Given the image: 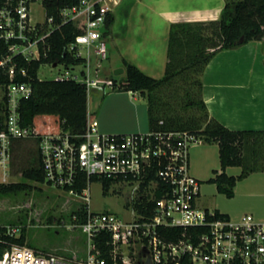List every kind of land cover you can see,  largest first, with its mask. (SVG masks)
I'll list each match as a JSON object with an SVG mask.
<instances>
[{"label":"built area","instance_id":"1","mask_svg":"<svg viewBox=\"0 0 264 264\" xmlns=\"http://www.w3.org/2000/svg\"><path fill=\"white\" fill-rule=\"evenodd\" d=\"M113 10L112 0H75L60 8L57 22L45 0H5L0 6V184L16 182L12 180L14 139L32 134L31 127L22 124L21 103L32 95L33 87L21 79L28 75L21 60L47 56L52 33L73 22L79 33L67 49L85 60L88 72L83 80L77 75L58 79L84 82L88 101L93 87L114 90L113 79L101 80L98 73L93 77L89 68L92 48L101 58L108 57L104 36ZM38 11L43 12L42 19L37 18ZM200 142L203 137L187 130L103 132L90 108L84 132L60 129L43 134L39 152L44 184L80 198L77 209L82 203L88 206L85 219L75 213L70 225L88 235V252L82 257L65 255L0 238V264H264V221L252 214L232 220L199 205L201 183L190 170V147ZM93 177L102 185L108 178L135 184L137 196L129 218L92 209ZM80 183L86 184L82 191L76 188ZM147 194L140 210L136 199ZM21 233V225L5 227V235ZM100 234L110 236L107 255L94 242Z\"/></svg>","mask_w":264,"mask_h":264},{"label":"trees","instance_id":"2","mask_svg":"<svg viewBox=\"0 0 264 264\" xmlns=\"http://www.w3.org/2000/svg\"><path fill=\"white\" fill-rule=\"evenodd\" d=\"M45 1L49 14L54 15L57 22L60 21V8L75 2V0ZM4 3L5 0H0V6ZM113 20L111 14L107 29ZM78 33L79 29L73 22L65 23L50 36V50L47 56L36 61L21 60V65L28 71V75L21 79L33 87L32 95L21 103L22 124L31 127L32 134L14 139L12 152L18 141L34 137L37 141V165L26 169L21 181L0 184V191L4 194L32 190L36 187L34 183L45 182L39 152V141L43 134L60 129L82 133L86 129L89 108L86 84L73 78L47 80L38 76V70L43 63L71 64L85 61L67 49ZM255 40L262 41L264 46V0H225L221 16L216 20L171 23L168 62L165 74L161 78L146 73L126 58L123 60L125 74L120 79L113 78L114 90L119 88L140 91L147 97L149 129L187 130L199 134L204 142L219 145L222 171L216 170V177L211 178V181L216 182L218 190L229 197L234 195L238 177L229 175L226 169L229 166L243 164V150L248 143L254 144L263 152L264 169V130H234L211 116L203 95V75L217 53ZM178 105L186 110H194L193 115L186 118L178 112ZM2 118L3 115L0 114V121ZM243 175L244 173L240 177ZM151 178L152 176L148 177L142 184V190L149 184ZM92 180L97 179L93 177ZM115 183L116 180L112 178L104 179L105 193H108ZM85 186V183H80L76 188L82 191ZM161 192L159 190L156 194L160 196ZM149 196L150 194H147L136 200L135 204L140 210H143V203L148 201ZM87 207L82 203L79 209L72 212V217L76 213L81 221L84 220ZM5 227L6 225H0L1 239H7L9 243L27 244L26 227L22 228L19 236L14 237L4 234ZM108 238L110 236L100 234L94 241L104 255H107L110 249L107 244Z\"/></svg>","mask_w":264,"mask_h":264},{"label":"rangeland","instance_id":"3","mask_svg":"<svg viewBox=\"0 0 264 264\" xmlns=\"http://www.w3.org/2000/svg\"><path fill=\"white\" fill-rule=\"evenodd\" d=\"M127 1L129 0H125L117 9L114 31H118L120 37L125 35L123 29L129 12ZM36 15L38 19L43 18L42 11H38ZM113 37V34L112 37H108L107 33L104 36L108 45L107 58H101L92 48L89 68L93 77L98 73L101 80L120 79L125 74V71L122 74L115 73L117 69L125 67L123 60L117 55L116 50L119 47H111ZM82 52L86 56L87 48L84 47ZM97 70L100 71L96 72ZM87 72L88 64L85 61L71 64L48 62L41 64L38 76L40 79L49 80L77 75L79 80H83ZM89 108L103 132L146 131L150 126L148 99L140 91L119 88L105 91L93 87L89 94ZM178 112L189 118L194 110H186L178 105ZM36 147L37 141L34 137L16 143L12 152L13 181H21L23 172L37 165ZM262 154L263 152L254 144L248 143L243 150V164L227 167L226 172L229 175L238 177L234 195L229 197L218 190L216 182L211 181V178L216 177V170L222 171L219 145L207 142L192 144L190 170L201 183L199 205L217 210L232 220H238L245 214H252L257 220L264 221ZM243 173L244 175L240 177ZM34 184L36 185L34 189L15 194H4L0 191V225L17 224L22 228L26 227L27 245L30 247L65 255L86 256L88 235L80 227L70 228L73 223L72 212L78 208L82 200L60 188L44 183ZM134 185L117 182L108 193H105L102 183L94 180L90 187L92 209L101 212L115 211L122 217L129 218L131 216L129 210L137 196L133 194Z\"/></svg>","mask_w":264,"mask_h":264},{"label":"crops","instance_id":"4","mask_svg":"<svg viewBox=\"0 0 264 264\" xmlns=\"http://www.w3.org/2000/svg\"><path fill=\"white\" fill-rule=\"evenodd\" d=\"M124 1H112L114 20L106 30L108 37L114 35L111 47L118 46L117 55L122 60H130L157 78L166 71L171 23L216 20L225 6V0H129L125 35L120 37L114 28L117 9ZM203 80L211 116L234 130H264L262 41L220 51L207 65Z\"/></svg>","mask_w":264,"mask_h":264},{"label":"water","instance_id":"5","mask_svg":"<svg viewBox=\"0 0 264 264\" xmlns=\"http://www.w3.org/2000/svg\"><path fill=\"white\" fill-rule=\"evenodd\" d=\"M125 71V69L122 67V68H119L115 71L116 74H122L123 72Z\"/></svg>","mask_w":264,"mask_h":264}]
</instances>
